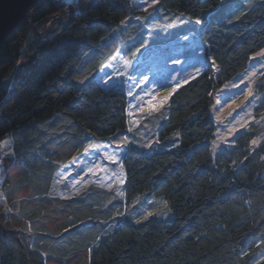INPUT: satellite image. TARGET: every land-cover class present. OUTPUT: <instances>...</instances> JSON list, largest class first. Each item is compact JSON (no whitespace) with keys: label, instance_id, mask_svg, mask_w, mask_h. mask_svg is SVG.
<instances>
[{"label":"trees","instance_id":"16d2710c","mask_svg":"<svg viewBox=\"0 0 264 264\" xmlns=\"http://www.w3.org/2000/svg\"><path fill=\"white\" fill-rule=\"evenodd\" d=\"M137 3L40 0L0 48V141L12 158L0 181V264H264V142L251 147L264 127L215 160L208 143L214 95L264 48V0H160L183 29H197L208 63L168 99L159 137L177 134L178 146L129 148L116 201L94 186L52 195L62 166L126 128L127 96L95 77ZM145 193L164 198L172 217L123 216L131 207L142 218L134 201Z\"/></svg>","mask_w":264,"mask_h":264},{"label":"rangeland","instance_id":"374dc122","mask_svg":"<svg viewBox=\"0 0 264 264\" xmlns=\"http://www.w3.org/2000/svg\"><path fill=\"white\" fill-rule=\"evenodd\" d=\"M53 1L69 6L77 2ZM136 11L121 24L120 33H115L117 51L95 77L103 90L127 96L126 128L107 141H91L84 154L62 166L52 188L56 198H77L94 186L109 194V203L121 199L124 176L120 163L129 148L152 155L178 146L177 134L163 140L159 137L168 115V99L181 85L202 73L208 63L197 29L192 31L189 25L183 29L184 21L179 16L161 11L160 0H138ZM263 99L264 48L251 56L244 72L213 97L210 117L215 132L208 141L212 160L233 148L237 136L250 127H264V110L255 112ZM263 142L264 133L252 141L251 147L256 149ZM10 155L8 140H1L0 181L6 167L12 165ZM135 198L142 218H135L131 207L122 214L134 217L132 222L172 217L164 198L147 193Z\"/></svg>","mask_w":264,"mask_h":264},{"label":"water","instance_id":"95a60500","mask_svg":"<svg viewBox=\"0 0 264 264\" xmlns=\"http://www.w3.org/2000/svg\"><path fill=\"white\" fill-rule=\"evenodd\" d=\"M40 0H0V48Z\"/></svg>","mask_w":264,"mask_h":264},{"label":"snow or ice","instance_id":"6c2138e0","mask_svg":"<svg viewBox=\"0 0 264 264\" xmlns=\"http://www.w3.org/2000/svg\"><path fill=\"white\" fill-rule=\"evenodd\" d=\"M125 67H127V65H125ZM122 75H124L125 73H121ZM145 82H147L146 80H145Z\"/></svg>","mask_w":264,"mask_h":264}]
</instances>
